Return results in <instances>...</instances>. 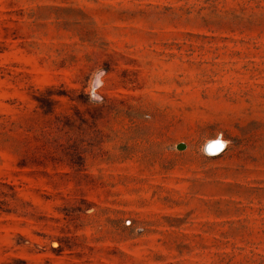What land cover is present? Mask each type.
Returning <instances> with one entry per match:
<instances>
[{
    "label": "rangeland",
    "instance_id": "rangeland-1",
    "mask_svg": "<svg viewBox=\"0 0 264 264\" xmlns=\"http://www.w3.org/2000/svg\"><path fill=\"white\" fill-rule=\"evenodd\" d=\"M0 264H264V0H0Z\"/></svg>",
    "mask_w": 264,
    "mask_h": 264
},
{
    "label": "clouds",
    "instance_id": "clouds-1",
    "mask_svg": "<svg viewBox=\"0 0 264 264\" xmlns=\"http://www.w3.org/2000/svg\"><path fill=\"white\" fill-rule=\"evenodd\" d=\"M231 144L230 140L224 138V134L222 132L217 133L216 139L209 141L208 144L204 148V155L213 157L220 155L228 146ZM214 145H219V148H213Z\"/></svg>",
    "mask_w": 264,
    "mask_h": 264
},
{
    "label": "water",
    "instance_id": "water-1",
    "mask_svg": "<svg viewBox=\"0 0 264 264\" xmlns=\"http://www.w3.org/2000/svg\"><path fill=\"white\" fill-rule=\"evenodd\" d=\"M98 75H100V73H98L97 76H98ZM96 85H97V81H96V79H95L94 82H93V87H95ZM91 98H92V101H97V97H96V96L92 95ZM207 144H208V143H207ZM207 144H206V145H207ZM206 145H205V146H206ZM205 146H204V148H205ZM183 148H184V146H183L182 144H178V145L175 146V149H176V150H182Z\"/></svg>",
    "mask_w": 264,
    "mask_h": 264
},
{
    "label": "snow or ice",
    "instance_id": "snow-or-ice-1",
    "mask_svg": "<svg viewBox=\"0 0 264 264\" xmlns=\"http://www.w3.org/2000/svg\"><path fill=\"white\" fill-rule=\"evenodd\" d=\"M213 148H217L218 149L219 148V145H214Z\"/></svg>",
    "mask_w": 264,
    "mask_h": 264
}]
</instances>
